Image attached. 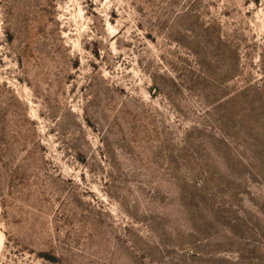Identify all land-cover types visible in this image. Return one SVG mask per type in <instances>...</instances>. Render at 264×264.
<instances>
[{"label":"rangeland","instance_id":"rangeland-1","mask_svg":"<svg viewBox=\"0 0 264 264\" xmlns=\"http://www.w3.org/2000/svg\"><path fill=\"white\" fill-rule=\"evenodd\" d=\"M0 264H264V0H0Z\"/></svg>","mask_w":264,"mask_h":264}]
</instances>
